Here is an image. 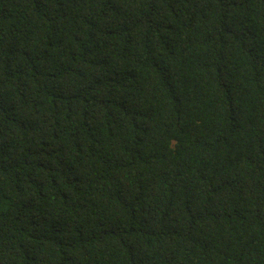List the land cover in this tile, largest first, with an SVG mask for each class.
I'll use <instances>...</instances> for the list:
<instances>
[{"label":"trees","instance_id":"1","mask_svg":"<svg viewBox=\"0 0 264 264\" xmlns=\"http://www.w3.org/2000/svg\"><path fill=\"white\" fill-rule=\"evenodd\" d=\"M0 264H264V0H0Z\"/></svg>","mask_w":264,"mask_h":264}]
</instances>
